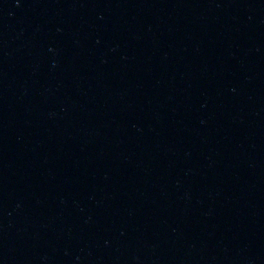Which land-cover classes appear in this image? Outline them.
Masks as SVG:
<instances>
[{
	"label": "water",
	"instance_id": "1",
	"mask_svg": "<svg viewBox=\"0 0 264 264\" xmlns=\"http://www.w3.org/2000/svg\"><path fill=\"white\" fill-rule=\"evenodd\" d=\"M0 264H264V0H0Z\"/></svg>",
	"mask_w": 264,
	"mask_h": 264
}]
</instances>
